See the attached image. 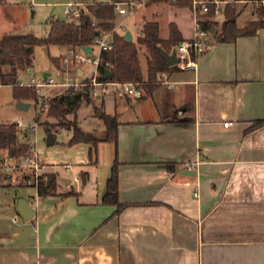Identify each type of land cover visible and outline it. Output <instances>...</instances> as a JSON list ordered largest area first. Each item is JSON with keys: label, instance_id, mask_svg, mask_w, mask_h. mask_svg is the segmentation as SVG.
Here are the masks:
<instances>
[{"label": "crops", "instance_id": "1", "mask_svg": "<svg viewBox=\"0 0 264 264\" xmlns=\"http://www.w3.org/2000/svg\"><path fill=\"white\" fill-rule=\"evenodd\" d=\"M160 79L140 102L114 97L113 114H130L117 126L123 208L101 202L113 158L83 186L76 174L57 195L35 189L32 219H0V264H264V28Z\"/></svg>", "mask_w": 264, "mask_h": 264}, {"label": "trees", "instance_id": "2", "mask_svg": "<svg viewBox=\"0 0 264 264\" xmlns=\"http://www.w3.org/2000/svg\"><path fill=\"white\" fill-rule=\"evenodd\" d=\"M86 3L87 14L81 13L76 22H67L56 20L51 22L50 30L46 37H36L31 33H6L0 38V84L12 85V93L15 99L21 101L24 99H37V93L33 86L21 84L17 81V71L32 68L33 52L37 46H67L72 51L82 46H88L98 28L111 31L112 46L110 49H104L99 52L97 70L100 74L98 80L102 82L137 83L142 89V95L136 98L140 102L150 96L162 81L160 76L163 73H169L178 68V65L167 66L160 51L170 54L177 45L185 41L178 25L171 21L167 25L168 33L166 37L160 36V25L157 21H144L134 39L128 41L124 38V33H118L114 30L112 20L116 16L115 5L118 2L129 0H109L108 2H96L95 0H83ZM261 1V0H259ZM149 4L169 3L180 10H189L191 0H147ZM241 9H237L233 2H226L221 5L218 14L214 13V5L209 6V11L203 16V28L211 35V41L214 42H233L238 37L255 35L258 30L264 28V7L262 3L253 7L252 18L239 25L237 17ZM222 16L219 23L218 16ZM93 21H99L97 25ZM137 45L143 46L147 52L146 56V74L143 75L140 69V60L138 58ZM51 61L57 67H60L59 58L52 57ZM58 67V68H59ZM9 68L8 71L6 69ZM108 71L109 75L103 79L102 76ZM95 87L87 79L77 88L70 87L67 93L50 97L46 100V116L53 118L55 122L49 123L42 121L40 124L47 133L50 128H64L70 131L71 137L68 144L84 143L90 145L88 149L89 157L96 153V147L99 142H110L113 145V160L110 166L109 175L105 183V191L101 202L107 205L116 206L115 213H118L123 204L119 203L118 191V159H117V126L118 120L116 114L107 116L102 111V107H96V111L101 112V118L104 120V131L101 135H96L90 131L84 130L77 120V106L80 100L86 103H92V95ZM129 99L130 97H125ZM39 120V114L36 121ZM262 121H256L255 125ZM22 134L17 122H8L0 124V154L8 159L23 157L29 145L19 140L18 136ZM96 161H94L95 163ZM170 168V164H165ZM80 182L83 186L88 177L86 171L80 172ZM2 183V179H0ZM57 174L46 173L40 175L36 185L38 197L57 195ZM69 191L60 195H72Z\"/></svg>", "mask_w": 264, "mask_h": 264}, {"label": "rangeland", "instance_id": "3", "mask_svg": "<svg viewBox=\"0 0 264 264\" xmlns=\"http://www.w3.org/2000/svg\"><path fill=\"white\" fill-rule=\"evenodd\" d=\"M13 1V0H11ZM70 0H16L17 6L2 4L0 5V38L6 33H31L36 37H46L50 30V23L59 20L63 15L65 5ZM83 1V0H81ZM96 2H108L109 0H95ZM236 4L237 9H241L240 15L237 17V23L243 24L244 21L252 18L251 11L253 7L262 3L259 0H227ZM19 2V3H18ZM84 2V1H83ZM151 5V6H150ZM224 5V4H222ZM180 13V14H179ZM153 16L158 18L160 25V36L164 37L167 32V23L176 20L178 27H181L183 34L191 35L192 23L189 18V10H180L173 7L169 3L149 4L144 3L142 6L129 10L125 14L116 12L114 30L118 33L130 32L132 39L135 38L138 29L144 21H155ZM176 16V17H174ZM219 23L222 16H218ZM138 58L140 60V69L143 75L146 74V56L147 52L143 46L137 45ZM81 54L79 49L72 51L67 46H37L34 48L32 71L28 73V69L17 71V81L21 84L27 83L31 77L39 78L43 73L47 72L53 78L55 83H61L64 78L69 77L71 81H77L79 78L76 69L84 71V78L92 69L89 62H79L75 59L72 61L73 54ZM97 49L94 48L92 58L95 57ZM59 58L60 67L58 68L51 61V58ZM9 68L6 69L8 71ZM37 93V92H36ZM67 93L66 88L60 86L42 87L40 93H37V99L21 100L27 107L19 109V100L15 99L12 93V85L0 84V124L8 122H17L22 134L18 136L22 142L30 140L35 148L37 157L41 160V167L37 171L38 174L46 173L57 174V191L61 189L75 188L74 176L80 174L81 171H94L102 173L107 171L108 164L113 158V145L110 142H99L96 147V153L91 157L88 155L90 145L84 143H76L69 145L68 140L71 137L70 131L64 128H50L47 133L40 124L42 121L49 123L55 122L53 118L46 116L47 107L44 108L46 100L50 97ZM116 95L112 94L110 89L104 90L97 86L92 95V103H86L83 100L78 102L77 120L80 126L87 131L96 135L103 134L104 123L96 107H102V111L107 116H113L114 103L120 101ZM115 100V101H114ZM120 102L119 106L122 107ZM117 107L118 111L120 107ZM39 114V120L36 117ZM133 116V115H131ZM130 117V114H116L117 120H124ZM29 127H34L30 130ZM25 133L27 134L25 136ZM54 138V142L50 143V139ZM1 171L0 179V219H3L7 211L14 215L17 220H21L19 214L15 211V205L19 198H25L30 205H34L35 187L25 182L27 176L34 172V169L23 165V158L8 159L1 155ZM94 161H96L94 163ZM68 165V170L65 166ZM71 180L70 185H66L63 179Z\"/></svg>", "mask_w": 264, "mask_h": 264}, {"label": "built area", "instance_id": "4", "mask_svg": "<svg viewBox=\"0 0 264 264\" xmlns=\"http://www.w3.org/2000/svg\"><path fill=\"white\" fill-rule=\"evenodd\" d=\"M147 0H129L125 2H118L115 5L116 11L119 14H125L129 10H134L140 6H142ZM172 1V0H171ZM229 2L227 0H191V5L189 9V14L192 23V33L190 38L181 42L179 45L175 47L173 50L175 52V56L177 59V65L179 68H188L194 65L196 59L209 50L212 46L211 35L210 33L203 28V16L209 11V6L214 5V13L218 14L220 11V7L222 4ZM262 5L264 7V0H261ZM81 13L87 14L86 3L81 0H70L64 7L63 15L64 19L67 22H76ZM99 21H93V24L97 25ZM98 33L94 35L91 39V44L88 46L92 47V53L94 52V48L97 49L95 57L92 58V53H84L80 48L79 51L81 54H77L74 52L72 61L75 59L79 62H89L92 65L91 71L88 73L86 77L79 81H71V78L66 77L61 83H55L53 78L48 74L46 78L43 76L39 78L31 77L27 83H24L28 86H33L37 93H40L42 87L45 86H60L62 88H77L83 84L84 79H87L88 82L94 86H100L104 90L110 89L111 93L116 95L117 97H130V98H138L142 95V89L137 83L125 82V83H117V82H102L99 81L98 78L100 76L97 70V63L99 58V52L104 49H110L112 46V35L111 31H107L101 28H98ZM76 62V61H75ZM46 108V104L43 106ZM230 124L229 122H224L223 126H227ZM20 126L19 123H17ZM30 130H33L34 127H29ZM27 134L25 133V136ZM29 145V149L27 153L21 157L23 158V165L25 167L34 169V172L27 176L25 182L28 185L35 187L38 183V178L41 174H38L37 171L41 167V160L37 157L35 148L33 147L30 140L26 141ZM1 154H0V171H1ZM185 169L192 170L195 168V163L186 162L184 164ZM65 169L68 170V165L65 166ZM14 220V219H12Z\"/></svg>", "mask_w": 264, "mask_h": 264}, {"label": "water", "instance_id": "5", "mask_svg": "<svg viewBox=\"0 0 264 264\" xmlns=\"http://www.w3.org/2000/svg\"><path fill=\"white\" fill-rule=\"evenodd\" d=\"M60 21L64 20V16H61ZM124 38L128 41L132 40V36L130 32L124 33ZM84 53H92V47L91 46H82L80 48ZM160 56L163 58L167 66H172L177 64V59L175 56V52L172 51L170 54H167L163 51H160ZM32 71V68H29L28 73ZM49 73L45 72L43 73V77L46 78ZM78 74H80V71L78 70ZM109 75V72L106 71L105 74L102 76L103 79H105ZM27 107V104H25L23 101L18 102V108L22 109ZM101 115V113H100ZM54 142V138L52 137L50 139V143ZM15 211L21 216V218L24 221H28L32 219L35 215V210L31 207V205L28 203V201L25 198H19L17 200V203L15 205Z\"/></svg>", "mask_w": 264, "mask_h": 264}]
</instances>
